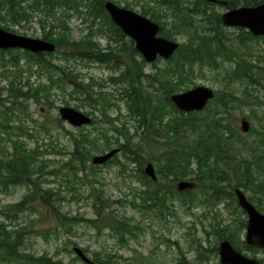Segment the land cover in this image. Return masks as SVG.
<instances>
[{
	"label": "trees",
	"instance_id": "trees-1",
	"mask_svg": "<svg viewBox=\"0 0 264 264\" xmlns=\"http://www.w3.org/2000/svg\"><path fill=\"white\" fill-rule=\"evenodd\" d=\"M105 1L0 0L2 29L19 33L34 21L40 29V39L56 45L53 53L0 50V193L8 194L16 187L26 189L19 202L0 209V264H76L77 256L66 263L60 256L36 255L27 248L31 237H72L79 227L90 229L97 236L107 230L121 247H127L130 241L137 242L142 231L137 223L118 216L112 209L115 205H128L140 213L154 211L159 218L165 214L174 216L169 206L174 202L187 206L185 210L190 214L191 208H200L203 218L205 214L211 216L209 231L204 230L208 238L202 240L207 247L203 248L198 239H191L196 260L201 264L208 259L205 253L217 256V244L222 239L240 250L245 220L239 218L243 213L236 204L234 189H241L264 214V114L256 116L254 112L264 107V50L261 56L252 52L251 46L264 42V36L255 37L241 28L228 33L221 22L222 12L217 8L225 11L254 7L264 0H216L224 4L207 0L144 2L138 14L159 25V36L173 41L183 38L173 55L163 61L162 68L156 66L160 59L152 64V75L145 73L147 64L135 50L133 41L112 24L104 9ZM108 1L120 7V0ZM123 2L126 9L138 3ZM73 18L85 24L86 33L78 41L71 39ZM96 37L106 39L104 49L97 44ZM75 62L96 63L119 72L107 82L97 83L89 78L83 83L72 67ZM203 69L215 73V81L221 84L214 99L201 112H179L169 97L186 90L195 71ZM35 74L39 79L45 77V82L31 83ZM106 83L113 86V92H116L114 86H122L119 96L125 101L126 116L114 119L108 116L115 104L102 92ZM67 88L72 89L70 96L76 95L80 101L76 108L88 109L84 113L93 118L91 128L101 138V145L97 139L90 138L91 132L87 134L82 129L76 137L71 135L70 152L52 148L53 140L47 145L39 143L40 132L48 139L52 136L43 122L31 117L29 102L54 108L52 91L64 94ZM63 102L68 106L66 100ZM245 111L249 113L246 118L251 127L243 134L238 115ZM96 118L110 126L111 137L97 129ZM122 118L117 129L114 122ZM56 119L61 125L59 116ZM130 121L137 124L140 145H158V156L141 155L140 145L132 143L133 137L126 128ZM26 122L32 124L31 132ZM243 136L248 139L240 141ZM29 140L34 142L33 149L26 148L24 141ZM237 143L240 145L236 147ZM114 147L121 149L124 159L114 155L102 166H119L120 174H130L128 177L143 187L132 191L127 202L105 199L102 188H95L87 181L98 168L88 164L92 152L103 154ZM65 154L67 159L60 165L44 158ZM147 162L155 165L156 181L143 171ZM130 164L137 168L132 170ZM182 180L190 181L192 188L174 189L173 183ZM61 182L72 198L77 199H80L79 189L73 185L89 184L86 196L92 202L93 218L71 216L63 211L60 204L66 199L61 196L64 186ZM220 205L229 216L237 217L226 224L219 216L213 217L214 209ZM24 213L32 218L19 222ZM46 216L53 221L48 228L39 224ZM8 225L12 227L7 228ZM210 236L215 243H211ZM115 258L109 253L94 252L90 264H117Z\"/></svg>",
	"mask_w": 264,
	"mask_h": 264
},
{
	"label": "rangeland",
	"instance_id": "rangeland-1",
	"mask_svg": "<svg viewBox=\"0 0 264 264\" xmlns=\"http://www.w3.org/2000/svg\"><path fill=\"white\" fill-rule=\"evenodd\" d=\"M123 1L124 0H120V7H123ZM132 1H138V3H132V6L129 10L139 13L140 6L144 2H147L149 0ZM217 9L220 12H223L221 8ZM70 28L71 39L74 41H78L86 33L85 24L75 18L71 19ZM236 31L237 29L233 28L227 29V32L230 34ZM22 32H24L25 34H22ZM16 34L40 39V29L37 27V24L34 21L27 27L26 30H21ZM95 41L102 49H104L107 44L106 39H104L103 37H96ZM176 41L178 43H181L183 42V38H176ZM251 46L254 49L252 52L259 53L261 56L263 55V52L261 51L264 50L263 41H259L258 45L251 43ZM84 64L85 63L79 62H75L72 64L73 69L76 70L75 72L80 75L79 79H82L83 83L88 82L89 78H93V80L97 83L107 82L110 76H116L117 72H119L118 70L112 71L96 63ZM163 64V61L160 60L156 66L162 68ZM122 69H124V67H122L121 70ZM153 72L154 68L152 64H147L145 67V73L152 75ZM214 74L215 73L209 71L208 69H203L201 72L196 70L194 73V77L190 82L191 84L188 85V88L186 87V90L196 86H205L211 88L215 92L217 89H219L221 84L215 81ZM30 82L33 84H37L38 82H45V77H41L39 79L35 74L31 77ZM78 88L80 89L79 86ZM114 88H116V92H113V86H111V84L106 83V85L102 89V92L105 93L109 98H111V102L115 104V106H113L108 111V116L113 119L121 118V116L124 117L127 115L125 101L123 99L121 100L119 96V89H121L122 86L117 85L114 86ZM94 91H97L96 88ZM71 92V88H67L64 94H60L56 90H53L51 100L54 103V108H49L44 103L29 102L28 109L31 113V117L37 122H43L47 128L48 133L50 134V136H52V139H48L47 137H45L46 134L40 132V134L38 135V139L40 141L39 143L42 142L43 144L47 145L50 140H53V144L51 145L52 148H63L65 151L70 152L72 150V143L70 140L71 135L76 137L79 133L78 130L82 129L84 133L87 132V134H89V132H91L89 134L90 138L97 139L98 144L101 145V138H98V135H96V133L92 131L91 125L84 126L83 128H73L61 120V125H59L56 117H58L57 111L60 107L74 108L77 111L82 112L83 114H85L84 112L88 111L87 108H76V106L80 104V101L79 99H76V95L70 96ZM64 100L67 101L68 106L64 105ZM262 100L264 101V98ZM254 112L256 116H259L262 113L264 114V107H261V110L257 109ZM247 115H249L248 111H245L243 114L238 115V123L240 126V122L242 120H246L249 123L248 131H250L251 123L246 118ZM95 116L97 117L96 113ZM97 119L98 118H96L95 120ZM122 121L123 118L119 122H114V126L118 129ZM31 125L32 124L30 122L25 123V126L28 127L29 132H31ZM136 125L137 124L134 121H130L129 124L126 125V128L129 135L133 137L132 143L134 145L138 144L139 146V135H137L136 132ZM95 126L97 127V129H100L104 133H106V135H108L109 137L112 136L113 132L108 124L98 122L95 123ZM240 132L242 131L240 130ZM246 139L248 138L246 136H243L240 141H246ZM24 142L26 143L27 149L34 148L33 141L29 140ZM239 145L240 143H237L236 147ZM158 147V145H140L139 149L141 151V155L149 156L150 158L153 157L152 154H156V156H158ZM114 148L118 149V152L115 155L118 156V159L123 160L124 156L121 149L118 147ZM109 151H106L105 153ZM103 154L92 152V155L88 159V164L93 165L91 163L92 158ZM44 158L50 160L55 165H60L65 159H67V155H45ZM148 163L152 164L155 170V165L152 162L144 163L143 169ZM96 166H98V168L95 176H88L87 181L92 182L95 188H102L105 199L107 198L113 201L119 200L127 202L132 198V191L143 189V187L138 183L137 180H135L133 177H128L130 176V174H126V172H124V174H120L122 169L119 166ZM129 168L134 170L135 168H137V165L130 164ZM132 174L135 175L134 172ZM182 181L188 182V180ZM77 185L78 184H74L73 186L75 188L78 187L80 199H77V197L72 198V195L70 194V191L66 189L65 184L63 188L61 187V196H64L66 200L61 202L60 207L63 209V211H67L68 215H81L85 218H93L91 207L92 202L86 196V188L89 187V184L85 183L84 185ZM173 187L174 189H176L177 183H173ZM25 192L26 189L24 187H16L10 189L8 194L0 193V209L6 207L7 205L19 202ZM169 206L173 209L174 216L165 214L164 218H159L156 214H154V211L148 213H140L137 210H133L128 205L113 206L112 209L116 211V214L118 216L132 220L133 224L137 223L139 229L142 231V233L138 236L137 242L130 241L127 247L118 246L116 238L111 237L108 234L109 232L107 230H102V235L100 234V236H97L94 231L85 227H79L78 229H76L75 236L72 237H55L52 235H49L46 238L31 237V239L29 240L31 245L30 247L28 246L27 250L29 252L35 253L36 255L47 253L48 256L53 258L60 256L59 259H63L66 263L70 262L72 258L77 256L74 252V248H78L82 251L84 256L90 261V263L92 259V253L100 252L114 255L116 257L115 259L117 261V264H201V262L196 260L197 254L193 250V242L191 241V239L194 237L195 239H198L200 241V244L203 248L207 247V243L202 240L208 238V236L204 234V230L209 231L208 223L209 221H211V216L205 214L203 218L201 216L202 210L200 208H191L190 214L189 211L185 210L187 206H181L176 202H174L173 205ZM214 211L216 216L213 215V217L218 218L219 216V219L225 220L224 224L237 217L235 214L232 217L229 216L223 205H220L218 208L214 209ZM29 218H32V216H30L28 213H24L19 222L26 221ZM239 218L245 220V215H240ZM5 224L7 225L6 222ZM39 224L44 226L45 228H48L53 225V221L49 216H46L42 219L41 222H39ZM11 227L8 225L7 228ZM209 240L211 241V243H215L213 237L210 236ZM70 242H74L76 245L73 246L70 244ZM69 250L72 251V254H69ZM204 256L208 257V259L204 261V264H215L216 262H218V256H212V254L208 253H205ZM77 257L79 258V260L75 261L74 263L88 264L84 263L79 256Z\"/></svg>",
	"mask_w": 264,
	"mask_h": 264
},
{
	"label": "water",
	"instance_id": "water-1",
	"mask_svg": "<svg viewBox=\"0 0 264 264\" xmlns=\"http://www.w3.org/2000/svg\"><path fill=\"white\" fill-rule=\"evenodd\" d=\"M212 3L224 4L216 0H207ZM104 9L112 24L121 33L133 41L134 48L146 63H153L158 58L168 60L177 50L179 43L159 36V25L140 14L115 5L111 1L104 3ZM223 26L228 28L245 29L253 36H264V3L254 7H238L224 11L221 14ZM19 49L32 54L53 53L56 45L53 42L31 38L24 35L6 31L0 27V50ZM215 93L205 86H196L184 92L173 94L169 97L176 109L183 113L200 112L208 102L213 100ZM59 119L73 128L89 126L91 117L70 107H60L57 111ZM240 129L246 133L249 123L246 120L240 122ZM118 149L115 148L103 155L92 158L93 165H102L110 160ZM144 173L151 180H156L152 164L148 163ZM192 183L179 182V191L190 189ZM236 203L246 216L244 243L247 248H257L264 252V215L249 202L246 195L239 188L234 189ZM74 252L84 263L90 261L82 251L74 248ZM220 264H264L254 258H248L236 250L228 240H221L217 247Z\"/></svg>",
	"mask_w": 264,
	"mask_h": 264
},
{
	"label": "flooded vegetation",
	"instance_id": "flooded-vegetation-1",
	"mask_svg": "<svg viewBox=\"0 0 264 264\" xmlns=\"http://www.w3.org/2000/svg\"><path fill=\"white\" fill-rule=\"evenodd\" d=\"M240 239H241V242H243V247L240 248V250H239V249H237L234 246L235 249L238 250L239 252H241L243 255H245L248 258H254L257 261H260V262L264 263V252H263V250H261V249L247 248L245 246V243H244V231H242ZM215 264H220V263L218 261Z\"/></svg>",
	"mask_w": 264,
	"mask_h": 264
}]
</instances>
